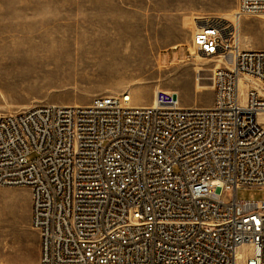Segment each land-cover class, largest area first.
<instances>
[{
  "label": "built area",
  "instance_id": "2783aa9c",
  "mask_svg": "<svg viewBox=\"0 0 264 264\" xmlns=\"http://www.w3.org/2000/svg\"><path fill=\"white\" fill-rule=\"evenodd\" d=\"M263 14L237 0L234 22L194 18L187 59L215 64L208 107L125 90L0 114V188L29 191L39 264H264V200L236 198L264 188V50L238 32Z\"/></svg>",
  "mask_w": 264,
  "mask_h": 264
},
{
  "label": "rangeland",
  "instance_id": "374dc122",
  "mask_svg": "<svg viewBox=\"0 0 264 264\" xmlns=\"http://www.w3.org/2000/svg\"><path fill=\"white\" fill-rule=\"evenodd\" d=\"M14 1L9 9L0 3V58L8 64V70L0 72V114L39 104L87 105L95 96L125 90L137 104L151 103L157 90L176 93L183 104L199 94L213 97L210 76L214 61L195 55L183 63L161 67L159 33L165 26L175 31L177 25H183L192 35L196 12L206 14L195 18L217 16L234 22L237 2L24 0L15 11ZM238 32L242 49L264 50V14L242 17ZM101 39L124 44L105 46ZM177 42L185 43L182 39ZM101 52L105 54L100 56ZM181 53L179 57H183ZM143 90L144 98L137 100L136 93ZM236 198L262 201L264 188L240 189ZM29 218V191L0 188V264H26L32 231ZM19 259L20 263L15 262Z\"/></svg>",
  "mask_w": 264,
  "mask_h": 264
},
{
  "label": "crops",
  "instance_id": "0c3cea01",
  "mask_svg": "<svg viewBox=\"0 0 264 264\" xmlns=\"http://www.w3.org/2000/svg\"><path fill=\"white\" fill-rule=\"evenodd\" d=\"M4 1V0H3ZM11 0H5L4 2H0L2 5H5V8L9 9ZM31 3H33L32 0H26ZM24 0H15L14 1V9L15 11L22 8ZM49 3V0L47 1ZM33 8V7H31ZM34 9V8H33ZM206 14L205 12H196L192 18H195L199 15ZM17 15V14H15ZM18 16L22 17L23 12L20 11V15L18 12ZM175 31H170L172 28H168L165 26L162 30H160V36L159 39L161 40V50L158 54V62L159 65L163 68H168L180 63H183L187 61L189 52L191 51V31L188 29H185L183 25H177ZM174 32V33H173ZM171 33V34H170ZM173 33V34H172ZM177 39H182L185 41V43H179L177 42ZM183 57H179V53ZM122 52V54H124ZM1 55V53H0ZM166 57V60L163 62V57ZM8 67L6 59L0 58V72H6ZM134 102V101H133ZM212 102V96L210 94H199L196 97H188L187 101L184 102V104L181 102V105L183 107H208L211 105ZM135 103V102H134ZM149 101H143L139 102L138 104L143 105H149ZM137 104V103H135ZM137 104V105H138ZM30 228V226H29ZM31 229V228H30ZM32 230V229H31ZM29 238H30V246H29V254L27 257H25V260H27L26 264H39V257H40V239L39 235L36 231L32 230L29 231ZM24 260V259H23ZM19 260H16L15 262L20 263ZM25 264V263H24Z\"/></svg>",
  "mask_w": 264,
  "mask_h": 264
},
{
  "label": "bare ground",
  "instance_id": "6f19581e",
  "mask_svg": "<svg viewBox=\"0 0 264 264\" xmlns=\"http://www.w3.org/2000/svg\"><path fill=\"white\" fill-rule=\"evenodd\" d=\"M260 16H261V15H260ZM117 39H118V38H117ZM101 40H102V39H101ZM102 42H103L102 44L105 45V46H106V45H112V44H117V45H118V44H124V42H117V40H114V39L102 40ZM263 43H264V42H263ZM263 43H262V45H263ZM99 44H100V42H99ZM102 44H101V45H102ZM262 45H261V46H262ZM120 46H121V45H120ZM120 46H119V47H120ZM91 51H93V50H91ZM110 51H111V50H110ZM110 51H109V52H110ZM113 51H114V50H113ZM92 53H93V52H92ZM96 53H97V52H96ZM96 53H95V54H96ZM101 53H102V54H101ZM101 53H100V54H101L100 56H102L103 54H105V52H101ZM111 53H112V52H111ZM206 59H207V58H206ZM81 61H82V60H81ZM84 62H85V61H84ZM144 94H145V91H144V90H143V91H138V93H136L135 97H136L137 100H141V99L144 98V97H143Z\"/></svg>",
  "mask_w": 264,
  "mask_h": 264
}]
</instances>
